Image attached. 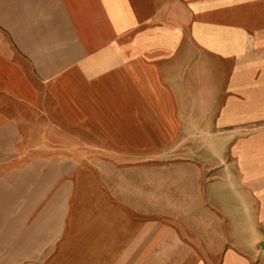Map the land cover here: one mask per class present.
Returning <instances> with one entry per match:
<instances>
[{"label":"crops","instance_id":"1","mask_svg":"<svg viewBox=\"0 0 264 264\" xmlns=\"http://www.w3.org/2000/svg\"><path fill=\"white\" fill-rule=\"evenodd\" d=\"M0 264H264V0H0Z\"/></svg>","mask_w":264,"mask_h":264}]
</instances>
